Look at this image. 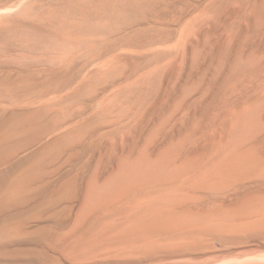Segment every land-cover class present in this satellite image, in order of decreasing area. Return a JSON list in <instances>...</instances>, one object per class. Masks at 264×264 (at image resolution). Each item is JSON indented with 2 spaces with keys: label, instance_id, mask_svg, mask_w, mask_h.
<instances>
[{
  "label": "rangeland",
  "instance_id": "obj_1",
  "mask_svg": "<svg viewBox=\"0 0 264 264\" xmlns=\"http://www.w3.org/2000/svg\"><path fill=\"white\" fill-rule=\"evenodd\" d=\"M4 74L50 136L0 264H264V0H0Z\"/></svg>",
  "mask_w": 264,
  "mask_h": 264
},
{
  "label": "bare ground",
  "instance_id": "obj_2",
  "mask_svg": "<svg viewBox=\"0 0 264 264\" xmlns=\"http://www.w3.org/2000/svg\"><path fill=\"white\" fill-rule=\"evenodd\" d=\"M21 80L22 78L20 77L12 78L6 74L0 75V98L4 100L3 101L1 99L0 101L5 102L14 98L17 93L24 88L21 84ZM28 105L32 106L33 102H29ZM14 111L15 107L13 104L5 102L3 105H0V116H3L5 113H7L6 117L2 121H0V166L5 165L9 157L14 158V156L17 154L27 152L34 146L37 147V145L44 141L47 136H50V133L47 129L48 125L44 124V119L41 115V112ZM61 125L62 123H60V126ZM35 153H37V155L39 156L41 154V151ZM239 154L240 155H238V160H241L244 158L246 152H241ZM32 174L33 173L28 170L24 171L20 175V178L14 182V187L10 186V183H8L7 180L4 181V175H0V185L3 183L0 186V195H6L4 200H0V212L5 211L6 207H23L27 203H29L33 197L41 193L42 188L32 187V183L34 182V180L40 177V174ZM29 175L32 176L29 177Z\"/></svg>",
  "mask_w": 264,
  "mask_h": 264
}]
</instances>
